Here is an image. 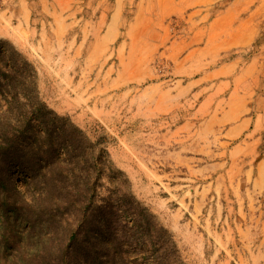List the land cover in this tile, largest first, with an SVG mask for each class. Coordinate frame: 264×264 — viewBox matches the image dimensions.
Listing matches in <instances>:
<instances>
[{"label": "rangeland", "instance_id": "obj_1", "mask_svg": "<svg viewBox=\"0 0 264 264\" xmlns=\"http://www.w3.org/2000/svg\"><path fill=\"white\" fill-rule=\"evenodd\" d=\"M260 53L264 0H0V264H264Z\"/></svg>", "mask_w": 264, "mask_h": 264}, {"label": "crops", "instance_id": "obj_2", "mask_svg": "<svg viewBox=\"0 0 264 264\" xmlns=\"http://www.w3.org/2000/svg\"><path fill=\"white\" fill-rule=\"evenodd\" d=\"M253 19L249 18L246 23L252 22ZM251 32L250 29L243 31L242 36H247ZM246 41V44H249V39L253 40V35H250L249 38L241 37ZM262 59H264L263 53ZM239 61H237V64ZM234 69V105L236 102L240 103L241 107L239 109L234 106V127L223 135L227 140L222 143H228V140H234V147L232 148L230 160L233 162L234 167V189L236 190V185L238 183H250L252 182V173L250 167L252 161L249 158L255 152L256 146L260 141L262 131H264V95L258 91L256 83L249 79L247 76L246 88H241L240 85L242 82L239 81L238 75L235 76V73L238 72V65ZM251 70L254 71V67L251 64H248L246 67V72L249 73ZM258 91V92H257ZM253 103L252 112H255V115L251 117H246L245 114L248 112V103ZM243 115V116H242ZM231 166V164H230ZM263 168L264 163L260 164L259 168ZM264 183V177L262 178Z\"/></svg>", "mask_w": 264, "mask_h": 264}]
</instances>
